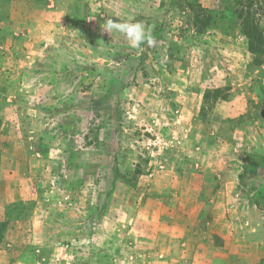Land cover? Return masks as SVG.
Instances as JSON below:
<instances>
[{
  "label": "rangeland",
  "instance_id": "374dc122",
  "mask_svg": "<svg viewBox=\"0 0 264 264\" xmlns=\"http://www.w3.org/2000/svg\"><path fill=\"white\" fill-rule=\"evenodd\" d=\"M247 20L264 32V0H0V264H264ZM165 238L183 260L163 261Z\"/></svg>",
  "mask_w": 264,
  "mask_h": 264
},
{
  "label": "crops",
  "instance_id": "0c3cea01",
  "mask_svg": "<svg viewBox=\"0 0 264 264\" xmlns=\"http://www.w3.org/2000/svg\"><path fill=\"white\" fill-rule=\"evenodd\" d=\"M1 69V67H0ZM7 86V83H5L1 78H0V109L2 110L4 106L7 105L6 100L7 98V93L5 90H3L2 87ZM1 114H5V112H1ZM163 246L164 251L161 255L163 261H166V263H176L179 262L180 259L183 260V247L184 243H181L180 239L176 240H170L169 238H165L161 244L160 247ZM211 246V245H210ZM215 250V248H214ZM161 251V250H160ZM213 253V252H212ZM211 252L208 254H201V255H194L192 257V264H231L230 262V256L229 255H210ZM162 261V263H163Z\"/></svg>",
  "mask_w": 264,
  "mask_h": 264
},
{
  "label": "clouds",
  "instance_id": "9594fccd",
  "mask_svg": "<svg viewBox=\"0 0 264 264\" xmlns=\"http://www.w3.org/2000/svg\"><path fill=\"white\" fill-rule=\"evenodd\" d=\"M101 27L107 33L116 31L123 34L126 40L129 41L131 47L141 52L145 51L143 45H147L148 48H153L157 44L156 38L146 28L143 21L135 19L119 21L108 18Z\"/></svg>",
  "mask_w": 264,
  "mask_h": 264
},
{
  "label": "trees",
  "instance_id": "16d2710c",
  "mask_svg": "<svg viewBox=\"0 0 264 264\" xmlns=\"http://www.w3.org/2000/svg\"><path fill=\"white\" fill-rule=\"evenodd\" d=\"M246 39L248 41L249 51L255 56V61L264 65V32L258 23H251L248 20L243 24ZM248 169H244L238 175V181L242 184L248 179Z\"/></svg>",
  "mask_w": 264,
  "mask_h": 264
}]
</instances>
